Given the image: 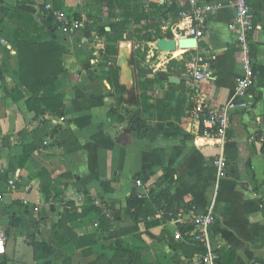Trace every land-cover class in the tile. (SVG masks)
<instances>
[{
  "label": "crops",
  "instance_id": "crops-1",
  "mask_svg": "<svg viewBox=\"0 0 264 264\" xmlns=\"http://www.w3.org/2000/svg\"><path fill=\"white\" fill-rule=\"evenodd\" d=\"M147 1L164 6L169 32L178 39L189 24L179 17L185 2ZM202 2L217 10L207 18L195 51L160 53L154 71H162L167 60L186 69L195 54L212 60L211 80L195 84L185 70L182 81L194 105L198 98L212 110L236 104L223 141L205 137L192 122L194 106L153 141L139 137L128 119L110 114L115 96L102 78L106 69L95 68L92 57L98 49L104 58L105 40L96 29L109 31L113 19L96 0H0V228L5 234L0 264H196L204 250L172 236L190 230L191 219L208 211L215 216L209 247L219 256L218 264H264V0H248L256 26L251 36L256 80L246 110L238 106L234 89L242 76L234 9L230 0ZM49 3L82 23L74 34L59 32L63 43L57 37L68 50L58 77L64 96L60 116L28 111L30 94L20 83L12 44L15 26L2 14L20 10L45 18ZM129 46L118 44L124 61ZM149 54L147 62L157 51L152 48ZM117 66L128 102L132 73L128 65L124 70ZM16 88L25 97L18 102L4 93ZM43 120L58 132L20 166L24 149L33 143L30 134ZM218 156L226 160L223 178L212 167ZM136 180L143 188L135 187ZM44 188L50 192L48 201ZM137 193L145 195L137 198L144 205L130 207ZM91 206L105 224L88 210ZM182 208L195 211L176 217ZM73 214L79 217L69 220Z\"/></svg>",
  "mask_w": 264,
  "mask_h": 264
},
{
  "label": "trees",
  "instance_id": "trees-1",
  "mask_svg": "<svg viewBox=\"0 0 264 264\" xmlns=\"http://www.w3.org/2000/svg\"><path fill=\"white\" fill-rule=\"evenodd\" d=\"M96 2L105 7L108 17L113 19V22L108 25L109 31L101 30V33L103 32L106 36L103 48L105 59L109 60L118 56V44L120 42L131 41L132 36L126 33L128 27H136L137 30L134 32L137 33L151 34L150 37L153 41L163 38L173 39L170 32L168 36L163 35L159 28L160 6L157 4L146 0H96ZM166 13L163 12L162 15L166 16ZM178 13L174 16L176 19ZM2 14L9 23L15 26L12 44L16 47L18 54L20 83L30 94L26 101L28 111L42 116L45 113H49L50 116L62 115L64 96L59 93L62 85L58 77L64 71L62 57L67 51L64 46L57 42L56 34L59 31L53 19L45 13L46 20L55 28V32L51 33L40 25L33 15L27 12L2 10ZM74 18L79 20L78 17ZM170 63L179 66L182 74L185 72L183 63L177 60H171ZM106 64L110 66L101 75L109 84L112 95L115 96V106L110 110V114L120 117L118 112L125 104L123 95L126 91L119 81L121 69L116 64L110 62H106ZM140 65L135 51L131 55L129 66L136 73L140 114L145 118H132L129 122L132 123V129L139 137L153 141L165 127L172 126L174 121H181L183 114L194 106V102L192 94L186 91L183 81L179 84L169 83L170 75L168 73H153L151 70L141 68ZM163 84L167 86L164 97L155 96L154 88ZM4 93L14 102L25 98L19 88ZM150 122L152 123L151 126L147 124ZM57 132V128L51 126L48 120H43L40 126L30 134L32 146L24 149L19 165L22 166L28 160L34 148L43 146L45 138L51 137ZM22 135L28 136L25 132ZM43 193L46 196V201H48L49 190L44 188ZM142 205H144L143 201L137 199L135 195L130 198V207H141ZM88 210L101 216L96 207L91 206ZM78 217V214H73L69 216V220ZM100 220L102 224H105L102 216Z\"/></svg>",
  "mask_w": 264,
  "mask_h": 264
},
{
  "label": "built area",
  "instance_id": "built-area-1",
  "mask_svg": "<svg viewBox=\"0 0 264 264\" xmlns=\"http://www.w3.org/2000/svg\"><path fill=\"white\" fill-rule=\"evenodd\" d=\"M164 2H173L177 0H163ZM184 1L187 9L179 13V17L189 20L187 27L178 39H195L198 41L204 36V28L207 18L214 14L217 5L202 2V0H180ZM235 13V22L239 30L237 46L242 53L241 66L242 76L235 81V95L240 99L238 106L243 110L251 107L252 99L250 90H252L255 80L254 58L251 48V36L256 29L254 24V14L248 3V0H230ZM45 13L53 19L58 31L63 35H71L82 29V23L74 17L68 15L64 10L55 8L51 3L44 6ZM189 49L195 51V49ZM186 74L189 79L197 84L202 81L212 79V60L202 54H195L190 57L185 66ZM236 107V104H227L217 110H212L205 100L198 98L190 115L192 122L195 123L205 137H211L220 141L225 140L230 128V111ZM212 167L216 172L217 178H223L226 175V160L223 156H218L212 160ZM136 188H143L141 181H135ZM13 185V181L9 182ZM145 195L137 193L136 197L142 199ZM194 208L178 209L176 217H182L186 212L191 213ZM215 222V216L212 211L196 215L191 219V228L184 234L177 231L172 238L178 242H185L204 250V253L196 261V264H218L219 256L212 252L209 247V228ZM5 255V234L0 228V260Z\"/></svg>",
  "mask_w": 264,
  "mask_h": 264
},
{
  "label": "rangeland",
  "instance_id": "rangeland-1",
  "mask_svg": "<svg viewBox=\"0 0 264 264\" xmlns=\"http://www.w3.org/2000/svg\"><path fill=\"white\" fill-rule=\"evenodd\" d=\"M154 4H156V3H154ZM157 5L160 6L159 4H157ZM159 12H160V16L158 17V20L160 22L159 28L161 29V32L163 35L168 36L170 25H169V22H167L165 15H162L164 12V6H160ZM135 28L136 27L126 28V33L129 34L130 36H132V38H131V41L129 42L130 43V46H129L130 54H128V56L124 62L121 61V55H119V57L117 56V57L111 58L109 60L102 58L101 52H100V55L98 54L99 53L98 49H97V51H95L96 52L95 56L92 57V60L95 61L92 63L94 65V67L97 68L98 70H103V71L105 69L107 70L108 66H110V65L106 64V62H110L111 64H116V65L119 62L120 66L122 68L125 67L126 65H128V67L132 73V79H131L132 89L129 91V96H128L129 101L128 102L125 101V94H126V91H125V93L123 95L125 104L122 106L121 109H119V112H118L120 117H124L128 120H131L132 118L137 119L140 117L145 118L142 114H140V103H139V99H138L139 93L136 89V81H137L136 73L134 72L133 68L131 66H129L130 58H131V55L133 52H135V51L137 52V59H138L139 64H141L140 65L141 68L146 69V70H151L153 73H157V72L168 73L170 75V78L168 79L169 83L179 84L182 81V75H183L181 73L179 66L172 65L170 63L171 60L165 61L167 63H165V67L162 68L163 69L162 71H154V68H155L154 65H155L156 60H157V62H160L157 59V56H159V54L158 53L153 54L154 57L149 62H147L148 61L147 59H148V56H150L149 53L152 50V48L156 51V48L154 45L156 41L151 40V37H150L151 34H149V33L134 32V30H137ZM101 30H105V28L102 27V28L96 29L98 36L102 37L101 41L103 42V40H105L106 36L104 35L103 32L101 33ZM105 31H108V30H105ZM56 35L61 40L60 42L63 43V38H65V36L61 35L59 32H57ZM62 36H63V38H61ZM103 48H104V43H103ZM66 51L68 52L67 49H66ZM123 70H124V68H123ZM119 81H120V78H119ZM124 87L126 89V86H124ZM154 89H155V96L164 97L165 92L167 90V86L165 84H163L161 86H156ZM121 114H124V115H121ZM147 124H149V126L152 125L151 122L147 123Z\"/></svg>",
  "mask_w": 264,
  "mask_h": 264
},
{
  "label": "water",
  "instance_id": "water-1",
  "mask_svg": "<svg viewBox=\"0 0 264 264\" xmlns=\"http://www.w3.org/2000/svg\"><path fill=\"white\" fill-rule=\"evenodd\" d=\"M36 20L42 25L46 30L51 33L55 31V28L49 23L42 15L37 14ZM155 48L158 54H171L177 49L187 50L196 48L197 42L195 39H160L155 42Z\"/></svg>",
  "mask_w": 264,
  "mask_h": 264
},
{
  "label": "bare ground",
  "instance_id": "bare-ground-1",
  "mask_svg": "<svg viewBox=\"0 0 264 264\" xmlns=\"http://www.w3.org/2000/svg\"><path fill=\"white\" fill-rule=\"evenodd\" d=\"M176 52V51H175ZM121 61H123L124 62V59L123 58H121Z\"/></svg>",
  "mask_w": 264,
  "mask_h": 264
}]
</instances>
